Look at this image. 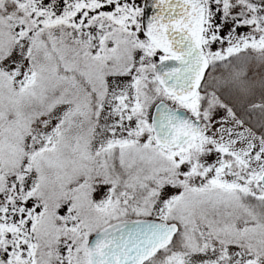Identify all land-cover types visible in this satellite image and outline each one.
<instances>
[{
  "label": "snow or ice",
  "instance_id": "snow-or-ice-1",
  "mask_svg": "<svg viewBox=\"0 0 264 264\" xmlns=\"http://www.w3.org/2000/svg\"><path fill=\"white\" fill-rule=\"evenodd\" d=\"M0 264H264V0H0Z\"/></svg>",
  "mask_w": 264,
  "mask_h": 264
}]
</instances>
